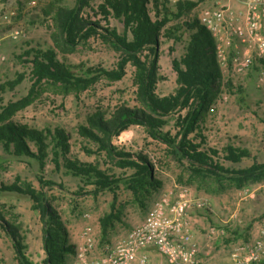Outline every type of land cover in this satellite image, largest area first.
<instances>
[{"label":"trees","instance_id":"1","mask_svg":"<svg viewBox=\"0 0 264 264\" xmlns=\"http://www.w3.org/2000/svg\"><path fill=\"white\" fill-rule=\"evenodd\" d=\"M51 0L48 13L53 15L60 33V40L75 46L82 40L98 35L108 40L118 52V61L113 69L91 66L81 73L62 60L56 50L31 48L32 92L43 81L64 89L81 91L94 84L101 76L110 80L121 79L128 64L134 66L133 82L136 87V105H121L113 110H95L87 115L86 124L79 127L82 136L95 143L98 152L107 154L117 165L131 172L118 174L102 168L99 163L86 162L71 156L70 135L63 127L38 129L18 123L10 117L30 103L29 95L19 102L8 103L0 109V143L16 158L36 161L44 168L48 160L56 170L78 179L79 192L98 196L110 193L113 200L110 209L100 217L98 247L110 242L116 224L122 220V210L117 206L121 192L131 196L134 203L148 208V202L162 193V181L155 173V165L142 152L131 153L117 148L114 137L119 136L131 125H142L149 136L167 146L170 159L182 165L193 177L211 179L214 182L229 180L244 186L252 180L264 179V161L260 162L247 147L228 142L222 147L210 145L205 135L206 111L218 95L227 88L238 95V101L245 103L247 94L240 84L224 81L215 54V41L211 33L196 19L187 20L186 15L192 3H178L175 7L160 0H100L96 6L91 0ZM89 9L91 12L85 11ZM104 16H113L123 23V32L101 26L97 9ZM175 20L174 24L168 23ZM181 43L183 52L172 58L177 88L167 95L157 92L162 79L159 72L161 36ZM24 79L19 73L13 80L0 84V96L14 89ZM186 110L185 113H182ZM175 116V114H177ZM173 122V124H171ZM172 125V129L165 130ZM87 152L94 153L91 148ZM246 158H253L248 166L240 164ZM37 179L42 188L57 184L42 175ZM87 187H90L87 189ZM3 191L17 192L28 196L33 207L40 213L43 224V248L46 254L44 264H69L76 251L69 231L60 212L43 189L31 184L24 186L14 182L2 184ZM0 225L11 238L16 253V264H34L26 253L27 246L20 233V226L7 220L0 213ZM264 264V258L255 263Z\"/></svg>","mask_w":264,"mask_h":264},{"label":"rangeland","instance_id":"2","mask_svg":"<svg viewBox=\"0 0 264 264\" xmlns=\"http://www.w3.org/2000/svg\"><path fill=\"white\" fill-rule=\"evenodd\" d=\"M50 1L0 0V84L15 79L19 73L24 74L20 84L0 96V108L31 95L32 64L31 56L27 53L31 48H54L58 56L73 66L78 73L91 66L106 69L116 67L119 54L111 43L101 36H91L75 46L63 43L53 15L47 12ZM66 1L70 4L73 2ZM98 2L100 0H91L90 4L95 7ZM161 2L166 3L165 0ZM85 11L91 12L88 8ZM97 12L101 26L123 32L124 26L121 21L110 15L105 17L98 9ZM174 23L175 20H172L168 24ZM159 48V72L162 79L157 84V92L160 95H167L177 88L172 58L183 52V46L181 43L174 44L173 39L162 35ZM134 69L129 63L121 79L110 80L101 76L94 84L81 91L66 92L43 81L31 95L30 103L17 109L10 119L38 129L63 127L71 137V156L82 161L99 163L102 168L111 169L118 174L131 172L117 165V161L107 154L98 152L95 143L80 134L79 127L86 124L87 115L95 110L107 111L121 105H136ZM236 82V85L240 84L246 90V104L238 101L235 90L234 93H230L225 88L206 111V121H203L202 126L205 127L207 142L218 147L234 142L236 146L249 148L253 156L262 162L264 83L258 81L256 69ZM185 112L186 110L182 111ZM177 115L178 113L175 114ZM165 130L175 133L172 125L166 126ZM113 144L119 149L131 153L142 152L146 155L155 165V173L163 184L162 191L177 185L188 187L197 195L196 198H206L209 202L208 208L218 216L214 221L217 225L213 227H225L226 239L232 241V245L252 244L257 240L264 242V179L252 180L244 186H239L229 180L217 183L211 179L193 177L182 165L170 159L167 146L149 136L142 125L129 126L119 136L114 137ZM84 146L92 148L95 152H87ZM252 162L253 158H246L240 165L248 166ZM38 175L54 180L57 184H63V187L54 185L42 188L37 179ZM14 182L21 186L28 183L47 193L61 214L71 242L76 246L77 236H81L82 232L79 230L83 224L84 229L89 227L95 237H98L99 219L110 209L113 200L110 193L92 196L79 192L78 179L64 171L56 170L50 160L41 168L34 160L16 158L0 143V187L2 184ZM117 206L122 210V220L117 223L121 224L120 226L133 224L140 219L142 222L149 210L134 203L131 196L124 191L119 196ZM0 213L7 220L20 226L29 259L34 264H44L46 254L43 248V224L39 211L33 207V201L21 193L3 191L0 193ZM16 262L11 238L0 225V264ZM71 262L69 261V264Z\"/></svg>","mask_w":264,"mask_h":264},{"label":"built area","instance_id":"3","mask_svg":"<svg viewBox=\"0 0 264 264\" xmlns=\"http://www.w3.org/2000/svg\"><path fill=\"white\" fill-rule=\"evenodd\" d=\"M166 1L173 7L178 3H192L183 17L196 19L211 33L224 81L235 84L237 79L256 69L258 81L264 83V0ZM208 205L206 198L193 197L188 187L167 188L154 200L142 222L112 245H105V249L98 251L95 234L89 227L83 229L71 264H151L149 249L165 257L169 264H255L261 261L264 242L260 240L236 244L227 263L198 257L200 248L188 227V214L192 208L207 209ZM225 234L224 229L211 227L208 250Z\"/></svg>","mask_w":264,"mask_h":264},{"label":"crops","instance_id":"4","mask_svg":"<svg viewBox=\"0 0 264 264\" xmlns=\"http://www.w3.org/2000/svg\"><path fill=\"white\" fill-rule=\"evenodd\" d=\"M163 192V191H162ZM191 194L193 197H197L192 191ZM159 197V196H158ZM157 197V198H158ZM156 200L155 198L148 202V209H150L152 203ZM217 215L215 212H211L210 208L207 209H198V208H192L189 210L188 214V227L190 231L193 234V239L197 242L199 245V252L198 257L201 260H211L214 262L219 263H227L231 261V251L234 244L232 245V241H227L226 237L227 234L224 236H221L218 238V240L213 244V247L211 250L209 249V230L214 224V221L217 220ZM134 221L133 224H122L123 226H120L121 224H117L116 229L110 236V242L105 245H112L114 242H116L119 238L124 236L131 230V226L133 227L135 224L140 222ZM84 225L80 228L79 232L84 229ZM131 228V229H130ZM222 228V227H221ZM222 229H226L223 227ZM78 240L76 242H80L82 240V237L77 236ZM226 239V240H225ZM104 245V247H105ZM103 246L100 247V249H105ZM151 254V264H169L165 257L159 256L155 250L149 249Z\"/></svg>","mask_w":264,"mask_h":264}]
</instances>
